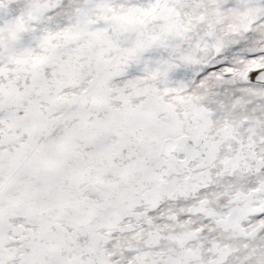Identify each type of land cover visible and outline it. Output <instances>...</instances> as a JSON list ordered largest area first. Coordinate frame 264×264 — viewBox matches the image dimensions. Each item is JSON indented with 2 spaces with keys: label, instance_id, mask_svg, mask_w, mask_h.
<instances>
[{
  "label": "snow or ice",
  "instance_id": "obj_1",
  "mask_svg": "<svg viewBox=\"0 0 264 264\" xmlns=\"http://www.w3.org/2000/svg\"><path fill=\"white\" fill-rule=\"evenodd\" d=\"M0 264H264V0H0Z\"/></svg>",
  "mask_w": 264,
  "mask_h": 264
}]
</instances>
